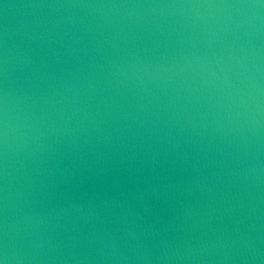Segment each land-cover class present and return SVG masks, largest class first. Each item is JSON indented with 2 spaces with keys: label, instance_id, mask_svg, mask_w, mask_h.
Returning a JSON list of instances; mask_svg holds the SVG:
<instances>
[{
  "label": "water",
  "instance_id": "water-1",
  "mask_svg": "<svg viewBox=\"0 0 264 264\" xmlns=\"http://www.w3.org/2000/svg\"><path fill=\"white\" fill-rule=\"evenodd\" d=\"M264 264V0H0V259Z\"/></svg>",
  "mask_w": 264,
  "mask_h": 264
},
{
  "label": "clouds",
  "instance_id": "clouds-1",
  "mask_svg": "<svg viewBox=\"0 0 264 264\" xmlns=\"http://www.w3.org/2000/svg\"><path fill=\"white\" fill-rule=\"evenodd\" d=\"M0 264H7V258L0 259Z\"/></svg>",
  "mask_w": 264,
  "mask_h": 264
}]
</instances>
